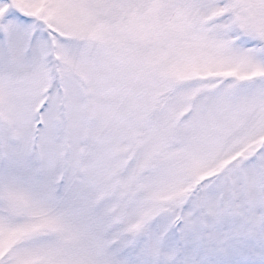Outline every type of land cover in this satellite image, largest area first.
<instances>
[{
    "label": "snow or ice",
    "instance_id": "snow-or-ice-1",
    "mask_svg": "<svg viewBox=\"0 0 264 264\" xmlns=\"http://www.w3.org/2000/svg\"><path fill=\"white\" fill-rule=\"evenodd\" d=\"M0 264H264V0H0Z\"/></svg>",
    "mask_w": 264,
    "mask_h": 264
}]
</instances>
